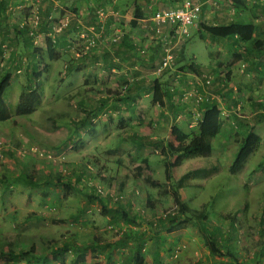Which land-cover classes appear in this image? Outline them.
Masks as SVG:
<instances>
[{"label": "rangeland", "instance_id": "obj_1", "mask_svg": "<svg viewBox=\"0 0 264 264\" xmlns=\"http://www.w3.org/2000/svg\"><path fill=\"white\" fill-rule=\"evenodd\" d=\"M209 1L214 7L207 14H213L211 19L220 24L224 19L216 17L218 4L224 16L230 14L235 19L240 13L230 0ZM152 2L155 0H139L142 7ZM159 2L161 6H170L175 0ZM243 2L254 10V14L256 12L255 18H250L247 11L241 10L244 22L257 24L264 21L263 12L256 10L264 8V0ZM42 13L41 10V17ZM253 13L250 14L252 17ZM63 16L49 18L47 22ZM197 18L198 15L193 22L196 23ZM232 20L226 24L234 22ZM42 24L43 20L37 31ZM189 28V41L176 45L172 42L173 65L157 77L168 90L163 104L152 102L150 87L144 93L148 105L142 110L138 106H108L109 102L99 101L102 95L109 96L116 104L126 95L122 88L124 84H118L120 77L117 74L107 78V82L111 80L118 85L111 92L105 90V84L98 90L101 85L94 81L100 77H95L94 66L72 76L66 74V62L70 64V60L66 59V47L59 50L62 49L61 40L57 37L56 51L64 56L57 61L55 73L46 75L42 71L41 77L35 80L34 66L38 63L32 58H17L11 64L0 61L2 69L11 73L4 97L12 114L10 119L0 121V251L5 252V255L0 254V264H42L45 255L46 264H71L74 252L65 253V261L61 263L49 255L51 250L66 241L76 245L96 240L112 243L120 238V232L130 233L138 227L146 232L143 246L150 244L149 251L142 250L143 264H232L227 256L209 253L205 227L218 236L221 249L225 251L230 247L240 264H264V223H261L264 122L255 126L261 142L242 170L236 174L229 172L246 125L255 122L256 112L264 113V69L261 73L246 71V62L239 63L241 65L234 70L229 69L232 50L227 48L230 40L213 39L196 30L194 23ZM231 42L236 52L246 47L234 38ZM134 47L139 54L140 49L146 52L144 45ZM37 53L40 62V52ZM71 61L76 60L72 58ZM114 65L126 66L121 60H116ZM131 73L134 84L143 78L152 82L156 77L150 71ZM103 75L105 77L106 73ZM141 75L143 78L139 77ZM31 81L41 91V104L31 114L15 115L19 93ZM212 103L220 111L222 127L213 141L211 155L189 158L177 153L170 155L175 167L173 178L166 182L161 150L173 148L174 128H180L186 134L188 147L195 143L202 112ZM139 132L146 137H139ZM154 135L158 137L151 138ZM144 158L145 162L142 161ZM195 166L204 169L205 174L212 166L218 170L206 178L191 180V186L180 190L181 202L190 209L199 210L206 205V221H198L186 214L185 218L190 220L175 231L170 233L162 228L157 231L150 225L152 221L166 211L175 212L177 216L181 208L176 206L170 193L164 194L159 188L152 187L149 180L171 185L183 172ZM21 173L52 181L33 183L24 179V182L20 180ZM56 173L62 175L59 183L55 181ZM68 180L78 188L82 184L84 192L66 189L62 183ZM120 182L124 183L122 188ZM95 185L102 188V191L98 190L102 195L98 196L99 200H88L85 193H91L88 190ZM128 190L134 192V198L127 197ZM118 196L123 199L115 200ZM101 201L118 212L104 211ZM119 206L129 216L126 218L134 216V220H126ZM133 244V241L128 243L129 249L127 246L124 250L121 247L114 249L110 261L105 255L108 247L93 249L77 264H121L122 257L132 251Z\"/></svg>", "mask_w": 264, "mask_h": 264}, {"label": "trees", "instance_id": "obj_2", "mask_svg": "<svg viewBox=\"0 0 264 264\" xmlns=\"http://www.w3.org/2000/svg\"><path fill=\"white\" fill-rule=\"evenodd\" d=\"M231 1L234 4V6H236L237 8H244L243 0H231ZM133 9H134V16L133 19H131L130 21V25L132 27H136L138 20L144 16V11L142 10L143 7L140 5L139 0H135L133 2ZM197 30L208 34L213 39L234 38L237 42L246 44L245 48L249 49V53L251 56H256L257 58H261L264 56V22L257 24H246V25H242L241 23H236V22H231L225 25L224 24L208 25V24H204L203 22H199V24L197 25ZM27 31L28 28L27 30L25 29L24 32L27 34ZM30 38L31 37H29V39ZM56 48L57 47L55 45V42H52L51 39L47 37L44 53L47 54L46 58L48 60L57 59L58 53L56 51ZM34 69L36 71V77L34 79L37 80L39 79V77H41L43 73L42 71L44 70L40 69L39 65L34 66ZM3 70L4 69H2V66L0 65V121L8 120L12 116L6 98L4 97V91L9 86L10 83L11 73L6 69L4 71ZM151 88L153 90L152 93L153 103H159L160 105H162L163 98L168 91L164 83L158 78H155L152 81ZM41 97H42L41 91L37 86H35V84L32 83V81L29 82L27 85L23 86L18 96V102L15 107V115H28L34 112L41 104L42 101ZM263 122H264V113H258L255 116V122L248 123L246 125L244 138L242 142L239 144L238 150L235 153L233 161L229 167V172L231 174H236L242 170L248 157L252 154V152L261 142L260 136L255 133V126ZM221 127L222 126L220 121V111L217 105L212 103L209 106L205 107V109L203 110L199 122L197 136L195 138V143H193L190 147H188L185 144L186 134L182 130L178 128H174L173 134H174L175 143L173 144V148L167 149L166 151L164 149L161 150L164 156L163 157L164 177L166 182L170 181L173 178V169L175 167V164L170 159V155L172 156L174 153H177L183 158H189L194 156L209 157L213 150V141L218 137ZM142 161L145 162L146 159L144 158L142 159ZM217 171H218L217 167L212 166L211 168L208 169V172L205 174L204 169H200V166H195L192 169H188L187 171L183 172L179 177L175 179V181L171 185H169L168 183L157 182L155 180H149V184L152 187L159 188L160 191L164 194L170 193L176 206L177 207L179 206V208H181V212L178 213L177 216L175 212H170V213L168 212L165 213L166 214L165 216L163 217L160 216L158 217L157 220L152 221L150 225L153 226V228H157V231L159 228H162L165 231L171 233L175 231V229L180 228V226L186 224L190 220L189 217L185 218L186 214H190L191 217L195 218L198 221H206L207 219L206 205H202L199 210L190 209L186 203L181 202L180 190L184 186H191V180L200 177L206 178L207 176L216 173ZM19 177L20 180L24 181L25 179L32 181L33 183H35L36 181L38 182V180L43 183H48L52 181L50 178H48L47 180L46 179L41 180L37 176L27 175L25 173H21ZM61 178L62 175L60 173L55 174V181L57 183L60 182ZM62 185L69 190L71 189H75L78 191L83 190V192L85 190V187H83L82 184L80 186L82 189L78 188L76 184H74L71 180L63 182ZM123 185L124 183L120 182L119 187L122 188ZM88 191L91 192V193H85V195H87L86 197L88 200H92V199L99 200L98 196L102 195L97 190L96 185L92 186L91 190ZM109 197L112 198L111 195H109ZM120 199H123V196ZM101 205L103 210L108 213H111L114 210V209L111 210V208L106 207L105 204H103V201H101ZM119 209L122 210V207L119 206ZM115 211L118 212L117 209H115L113 212ZM122 216L126 220H131V219L134 220L133 218L134 216L130 218H126L128 215L123 210H122ZM181 216H183L182 219ZM261 223L262 224L264 223V210L262 212ZM231 228L233 229V227ZM204 231L206 232L208 237L209 252L214 256L223 257L224 252L223 249L220 248L221 241L218 238V236L214 235L213 233H210L207 227L204 228ZM120 233L122 236L120 235V238H118L115 242L112 243L111 242L104 243L102 241L98 242V240H96L97 242L92 241L89 244L76 245L66 241L62 243L60 246H55V249H52L49 255L54 260H58L61 263H64L65 253L69 251L72 253L74 252L75 256L70 261V263L77 264L80 260L86 257L88 251H91L96 248L98 250L99 248L100 250H102L103 248L108 247L105 255L107 260L110 261L111 257L113 256L112 251H114V249L121 247L122 250H124L123 247L127 246L128 248V243H130V241H133L134 244L133 247L131 248L132 251L129 254H127L128 256L124 254V257H122L121 264H128L127 261L130 262V264H143L142 250L144 248L143 245L145 243L146 232L141 231L140 227H138L133 232L130 231L129 233V231H126L125 233L123 232ZM230 240L231 238L229 239V241ZM94 246L95 248H93ZM2 253L4 254L5 252L0 251V254ZM225 254L237 264L236 256L232 251L230 252L226 251ZM11 256L13 257V255ZM46 257L47 256L45 255L44 260H42V264L47 263Z\"/></svg>", "mask_w": 264, "mask_h": 264}, {"label": "crops", "instance_id": "obj_3", "mask_svg": "<svg viewBox=\"0 0 264 264\" xmlns=\"http://www.w3.org/2000/svg\"><path fill=\"white\" fill-rule=\"evenodd\" d=\"M93 1H95L96 3L98 2V0H42L41 10L43 11V24L41 25L39 31L36 30V36L31 37L29 39L28 33L26 34L24 32L25 29L27 30L28 28V25L24 24V20L28 14L27 8H24L25 0H0V61L3 60V62L6 61L8 64H11V60H16L17 58L22 57H28L32 58L33 61H36L38 65H41L40 69H43L46 75L50 74L51 72L55 73L57 71V61L60 62L64 55L62 56L61 53L57 52L58 57L55 60H48L44 55V48L46 46L47 38L46 34L48 32L47 20L52 17L58 18L60 16L66 15L67 17H69L70 23L62 33L57 35V40H61L60 46L62 49L59 50H63V48L66 47V59L70 60V64L66 62V74L72 76L74 73L82 72L83 70L87 71L91 69L92 66H94L95 77H100L99 79L97 78V81L94 82L95 84L98 82V84L101 85V87L98 88L99 91L102 90V86L105 84V90L107 92H111V90H116V87L118 85L113 83L111 80H109L108 83L107 78H110L114 74H117L120 77V79L118 80V84H124L122 88H125L126 95L123 96L120 102L116 104L111 101V98L109 96L104 97L102 95L101 98H98L99 101L102 103L109 102L108 106H119L120 104H125L126 106L128 105L132 107L138 106V108L142 110V108H145L148 105L147 100H145L147 98V95H145L144 93L145 90H150L152 82L151 80L144 79L142 77L143 75H141L139 77H142L143 79L141 78V81H138L136 84H134V78L132 77L131 72H133L134 74H139L140 72L142 74H146L149 71L150 73L152 72L153 67H155L160 61V42L155 39L149 31H146L141 27L139 28L138 23L136 27H132L130 25V21L131 19H133L134 16V9L132 3L133 0H123L119 2L121 8L123 9V11L127 12L128 14H131L129 15L130 19L127 17L126 19L122 20V27L125 29V35L122 38V41L115 45H108L107 42H100L96 48H93L89 52L84 53L81 47L82 43L79 40V34L81 29L85 28L86 26H88V24H90V19L93 10L90 6ZM197 1L202 2L203 7L200 13L198 14L196 23L194 22V27L196 28V30L199 22L207 24L206 21H209L212 25H221L219 21L211 19L213 17V14L209 16L207 14V12L212 10V7H214L211 5L210 1ZM101 3H107V1L102 0L99 2V4ZM150 6V9H148L147 7H143L142 10L144 11V16H147L151 11H153L157 7H168L161 6L159 0H155V2H152ZM246 6L247 5H245V3L244 8H237L236 6H234L237 10L240 11L239 15L237 14L238 17L234 19L233 15L229 16L230 14L227 15V13V16H224L225 13L222 12L221 5L218 4L216 10V17L218 20H221L223 17L224 20H222L221 22L224 25L229 19H234L232 21L236 23H241L242 25L249 24L250 22H244L245 17L244 13L241 10H244V12L247 11L250 18H255L254 15L256 14V12L254 14V10H251L249 6H247V9H245ZM256 10L262 11L264 14V8L261 9L260 7H258ZM251 12L253 13L254 17L250 15ZM261 22L264 21H260L259 23ZM221 39L230 40H225L228 41L230 44V47L227 49L232 50V54L230 55V59L228 62L229 69L234 70L237 65H241L239 63L246 62V71L254 73L262 72L261 70L264 69V56L261 58L251 56L249 53V49L246 48H243V52H236L234 51L233 44L231 42L232 38ZM186 42L187 41H185L184 43ZM133 45H144L146 49V54L144 56L139 54ZM37 52H40V62H38L36 58L38 56ZM72 58L76 61H71ZM116 60H119V62L121 60L126 66L116 67L114 65ZM0 64L2 65V63ZM133 66L135 70H133ZM103 73H106L105 77ZM95 90L97 89L95 88ZM257 114L258 112H256V115ZM161 123L162 122H159V124ZM138 134L137 135L141 138L146 137L145 134L143 135L140 132ZM157 137V135H154L153 137L151 136V138L153 139ZM127 197H129V199L134 198V192L132 190H128ZM149 245L150 244H146L144 246V249H147V251H149ZM226 251L230 252L232 250L230 249V247H227L225 251L223 249L224 254ZM224 254L223 257L227 256L226 254ZM227 258L230 259L228 256ZM236 259L237 264H240L237 256ZM230 261L232 264H236L231 259ZM78 263H80V261Z\"/></svg>", "mask_w": 264, "mask_h": 264}, {"label": "built area", "instance_id": "obj_4", "mask_svg": "<svg viewBox=\"0 0 264 264\" xmlns=\"http://www.w3.org/2000/svg\"><path fill=\"white\" fill-rule=\"evenodd\" d=\"M100 1L102 0L91 3L90 7L93 10L90 24L80 30L79 40L82 43L81 47L84 53L96 48L100 42L118 44L125 35L122 20L127 17L130 19L131 13L128 14L123 11L119 4L123 0H106L107 3L99 4ZM41 3L42 0H25L24 8H27L28 14L24 24L28 25V34L32 37L36 36V30L42 22ZM150 5L148 4L146 7L150 9ZM202 7L203 3L197 0H177L171 6L157 7L147 16L138 20L141 28L149 31L160 42V61L152 70L156 77L161 76L166 69L172 67L174 45L188 41L190 38L189 27L193 25L194 18L200 13ZM47 23L48 32L46 36L55 42L57 35L69 25L70 19L65 15L57 21L50 19ZM140 53L143 56L146 54L144 49H140ZM97 190L102 191V188L99 187ZM121 197L118 196L114 199L117 200ZM163 213L160 216L163 217L168 212Z\"/></svg>", "mask_w": 264, "mask_h": 264}]
</instances>
